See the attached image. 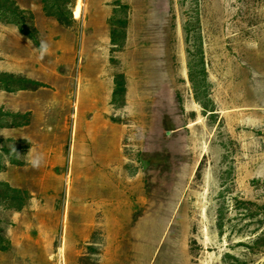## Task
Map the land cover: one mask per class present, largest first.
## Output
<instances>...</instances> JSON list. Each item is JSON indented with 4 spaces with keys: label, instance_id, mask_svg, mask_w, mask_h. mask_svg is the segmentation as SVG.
I'll list each match as a JSON object with an SVG mask.
<instances>
[{
    "label": "rangeland",
    "instance_id": "1",
    "mask_svg": "<svg viewBox=\"0 0 264 264\" xmlns=\"http://www.w3.org/2000/svg\"><path fill=\"white\" fill-rule=\"evenodd\" d=\"M74 1L69 26L43 0L1 7L0 73L27 77L6 54L30 40L18 24L65 36L21 94L46 124L33 140L13 126L32 112L0 91V183L30 194L17 211L0 185V264H264V0ZM85 93L119 127L102 171L79 133Z\"/></svg>",
    "mask_w": 264,
    "mask_h": 264
},
{
    "label": "crops",
    "instance_id": "2",
    "mask_svg": "<svg viewBox=\"0 0 264 264\" xmlns=\"http://www.w3.org/2000/svg\"><path fill=\"white\" fill-rule=\"evenodd\" d=\"M38 16L41 17L40 15H38ZM47 19H48L47 17L43 18V16H42L41 18H38L37 22L39 20L40 21H43V20L46 21ZM43 25H44V23H42V26ZM36 27L40 30L42 38L45 39V37H44V35H45L44 30L45 29L43 30V28H41V24H38V23L36 24ZM5 28H6L5 30H9V31L13 32L12 28L11 29H10V27H5ZM55 31L59 32V30L57 28L55 29ZM14 36L17 37L18 35L16 33H14ZM64 36L65 35L62 36L61 40H55V35L53 38L50 37L49 35H47V38L45 40L46 42L44 44H42L43 50L42 49L39 50L35 46V44L31 43L30 40L28 41L26 39V41H25L22 39H15V43L16 44L19 43L17 45V47L11 46L12 50L10 47V48H8L9 52H6V51L5 52L9 56L10 61H12V56L17 59L16 64H17V67L19 68L18 72L20 74L26 75L29 78H32V79H35L36 81L41 82V81L45 80L44 68H45V66L47 67V64L45 63V59H44V53H49V54H51V56H53L54 55L52 53L53 49L54 50L60 49L61 47H59V45H61V46L64 45V40H62ZM3 37H1V38H3ZM17 38H20V37H17ZM10 44L12 45V43H10ZM62 57H65V54H63ZM4 65H5V63H3V66ZM9 68H8L9 70H7V71L17 73V71L14 68H12V65H9ZM0 91L7 93L6 91H3V90H0ZM18 91L19 92L17 94H14L13 92L8 93L10 95L17 96V97H14L17 100L16 101L17 107H15L16 108L15 112H19V114H25L23 112L31 111L32 112V114H31L32 118H31V121L28 125L19 127L18 130L17 129L15 130V133L19 132L20 137L28 138L29 140H33L34 135L29 134V132L32 131V130L29 131V129H36V128L42 129V128L46 127V124L40 123V121L38 122L39 111H37L36 110L37 107H35L38 104L35 101L22 100L23 95H21V94H27V91L26 90H18ZM37 91H35V92H37ZM29 93H31V92H29ZM85 94L87 97H90L88 99L90 101V110L95 111V114L93 116H91L90 120H86L84 130H82V132H79V133L83 134V136L85 138L84 141L87 143L86 149L88 150V152L94 153L93 160H96L97 165H99V166H97L95 163L94 165L97 167L94 170L102 171V170H105V167L108 164V161H107L106 157L103 156V153L105 151L107 152V144L109 142H111V139L113 140V142L117 146L119 137H118V135L114 136L113 132H115V130H118L119 127H117V124L112 123L111 120L105 118L103 116V113L100 114L101 108H100V106H98L99 102L95 106L93 104H91V99H92V97L90 96L91 94H87V93H85ZM0 107H1V105H0ZM77 127H78V131H79V124ZM6 129H9V128H6ZM19 130H23V131H19ZM78 131L76 129L75 135H77V136L79 135ZM55 138L59 139L58 136H55ZM119 143H120V141H119ZM57 153L61 154L60 151ZM116 156L117 157H115V159H111L109 161L110 164L113 163V165H114L115 163H118V161L121 160V158H118V155H116ZM72 158H74V156ZM89 160H92V158H90ZM100 171H99V173L103 174Z\"/></svg>",
    "mask_w": 264,
    "mask_h": 264
},
{
    "label": "trees",
    "instance_id": "3",
    "mask_svg": "<svg viewBox=\"0 0 264 264\" xmlns=\"http://www.w3.org/2000/svg\"><path fill=\"white\" fill-rule=\"evenodd\" d=\"M63 1V2H62ZM43 0L44 4V12L47 17L54 18L58 23L62 26H69L74 22V16L72 11V6L74 5V0ZM1 7L5 9H9L11 12H15L18 14H22L23 11L20 10L16 4L13 2V0H0V13L2 12ZM17 14V15H18ZM19 31L27 36L40 50L42 49V44L39 40V32L36 29V27L32 24L30 27H25L24 25L18 24ZM112 40L114 42V31L112 34ZM116 45V44H115ZM9 78H14L17 81H20L19 85L10 84ZM122 79V80H121ZM41 83L38 81L29 79L24 76H18L10 73H0V90L6 91V92H16L18 90H37L39 87H41ZM127 87H126V79L123 74H119L115 78V90L113 92V102L116 101L119 97L122 98V105L125 103V97H126ZM197 96V95H196ZM197 98V97H196ZM198 100V99H197ZM201 104V103H200ZM202 105V104H201ZM203 106V105H202ZM2 114V112H0ZM30 123V117L26 119V116L24 115V121L22 123L15 124L13 126L21 127L28 125ZM5 125H0V128H5ZM25 145L29 144L27 141H25ZM26 150V149H25ZM12 165L21 166L22 162L18 160H11L10 161ZM1 186L5 187V191L2 197H4L3 200H6L8 202L9 208L15 209L17 211H20L27 203V201L30 198V194L28 191L21 190L18 188H14L10 186L8 183H0ZM219 228H223V221L222 217L219 220L218 224ZM1 233V229H0ZM1 236H0V250L6 251V249L9 248V245L5 247L3 245V241L6 243V239L3 238L1 242Z\"/></svg>",
    "mask_w": 264,
    "mask_h": 264
}]
</instances>
